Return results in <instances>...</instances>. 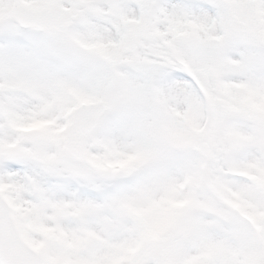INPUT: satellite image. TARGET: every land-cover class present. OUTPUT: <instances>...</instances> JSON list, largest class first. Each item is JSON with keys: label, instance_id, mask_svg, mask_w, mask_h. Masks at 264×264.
<instances>
[{"label": "snow or ice", "instance_id": "obj_1", "mask_svg": "<svg viewBox=\"0 0 264 264\" xmlns=\"http://www.w3.org/2000/svg\"><path fill=\"white\" fill-rule=\"evenodd\" d=\"M0 264H264V0H0Z\"/></svg>", "mask_w": 264, "mask_h": 264}]
</instances>
